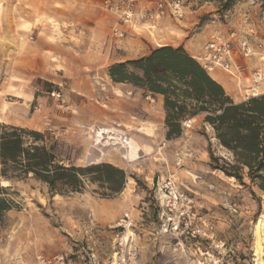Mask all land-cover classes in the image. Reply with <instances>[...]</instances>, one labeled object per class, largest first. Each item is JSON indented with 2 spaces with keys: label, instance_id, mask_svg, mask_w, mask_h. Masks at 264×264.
<instances>
[{
  "label": "rangeland",
  "instance_id": "rangeland-1",
  "mask_svg": "<svg viewBox=\"0 0 264 264\" xmlns=\"http://www.w3.org/2000/svg\"><path fill=\"white\" fill-rule=\"evenodd\" d=\"M204 1L213 4L197 27L225 21L227 11L235 18L251 8L259 17L264 10V0ZM98 16L109 24L106 39L95 38L93 18ZM116 23L102 0H0V122L45 134L66 166L108 163L127 176L122 190L111 195L99 183H88L82 192L53 194L31 175L3 181L11 186L16 207L0 224V264H37L39 255L58 254L83 263L116 264L121 248L127 257L135 254L137 264L181 263L174 251L177 240L159 232L170 178L214 225L213 240L225 243L235 264H264V255L255 254L254 233L264 212V191L247 177L243 185L211 167L210 152L224 158L231 154L204 115L188 118L182 134L168 138L166 111L158 106L164 97L111 79L112 64L140 58V40L139 45L124 44L129 32L140 39L143 31L139 25L118 39ZM151 38L162 42L155 34ZM53 90L60 99L51 96ZM259 92L264 94V82ZM149 117L154 124L143 122ZM95 126L134 136L149 153L129 161L116 149L88 162ZM125 214L129 219L122 222ZM129 230L134 236L125 242L121 237Z\"/></svg>",
  "mask_w": 264,
  "mask_h": 264
},
{
  "label": "trees",
  "instance_id": "trees-1",
  "mask_svg": "<svg viewBox=\"0 0 264 264\" xmlns=\"http://www.w3.org/2000/svg\"><path fill=\"white\" fill-rule=\"evenodd\" d=\"M109 76L164 97L168 138L180 136L188 118L204 115L231 154L224 158L210 152L211 167L243 185L247 177L264 191V94L236 102L183 46L157 47L138 59L112 64ZM29 175L46 183L53 194L82 192L88 183H99L111 195L122 190L127 178L123 169L108 163L66 166L45 134L0 122V224L16 207L11 186L3 181Z\"/></svg>",
  "mask_w": 264,
  "mask_h": 264
},
{
  "label": "built area",
  "instance_id": "built-area-1",
  "mask_svg": "<svg viewBox=\"0 0 264 264\" xmlns=\"http://www.w3.org/2000/svg\"><path fill=\"white\" fill-rule=\"evenodd\" d=\"M190 0H158L143 6L142 0H102L103 8L117 17L113 35L118 39L126 37L127 29L135 30L140 23H153L163 18L181 21L187 14ZM224 14L228 29H214L209 34L202 52L196 57L200 64L210 73L217 69L228 73L237 83L244 101L258 96L264 82V10L260 12L257 22H251L247 14L240 26L234 17ZM258 60L260 66L251 71L248 77L249 64ZM248 80V85L245 84ZM56 99L61 98L57 90L49 92ZM124 135V133H123ZM167 197L164 200L165 211L162 214L160 233L177 240L179 264H235L225 243L213 240L215 227L204 216L200 215L194 200L179 189L175 180L170 178L166 183ZM129 215L125 214L122 222ZM123 224V223H122ZM124 225V224H123ZM211 241L207 246L203 242ZM122 245V244H121ZM120 264H137L136 255L127 257L123 248L119 253ZM37 264H93L83 263L75 256L58 254L53 257L39 255Z\"/></svg>",
  "mask_w": 264,
  "mask_h": 264
},
{
  "label": "crops",
  "instance_id": "crops-1",
  "mask_svg": "<svg viewBox=\"0 0 264 264\" xmlns=\"http://www.w3.org/2000/svg\"><path fill=\"white\" fill-rule=\"evenodd\" d=\"M156 1L158 0H142V5L147 6ZM208 4L212 5L213 3L204 0H190L188 3L187 14L185 18L180 21L181 23H183L184 27H180L177 22L168 17L153 23H140V28L143 30L140 33V39L137 37L135 38L134 36H132V33L129 32L124 45L126 46L127 42H132L139 45L140 40V57L148 54L149 51L152 48H155L157 45H169L174 47L183 46L193 57L196 58L202 52L212 30L221 29L223 31H226L228 29L227 22L229 20L226 19L222 22L211 21V24L206 23L205 25L200 27L196 26L200 20V15L206 8H208ZM216 9H219V7H216ZM247 11L249 13L245 11L246 13L234 18L236 25L240 26L242 19L245 18V14H247L251 22L258 21L256 12H254L252 8L251 10ZM93 19L95 24L92 29L94 30L93 32H97L98 34L95 38L102 39L104 37V39H106L105 35L110 31L109 24H107V21L102 20L103 18L101 19L100 16ZM151 34H155L158 40L162 42H157L155 44L151 38ZM247 63L249 64V69L247 72V76L249 77L251 75V71L253 70L252 66H254V63L260 62L258 60H254ZM209 74L225 88L227 93L235 101L243 100L242 92L239 90V87L237 86L235 80L228 73L223 70L217 69L213 72H210ZM245 84L248 85V80H246ZM159 99L161 100V98ZM145 105V109L150 108V106H147V104ZM158 106H160V108H162L164 111V104H158ZM153 120L154 119L152 117H149V119L143 120V122L154 124ZM165 133L166 129L164 128L162 134Z\"/></svg>",
  "mask_w": 264,
  "mask_h": 264
},
{
  "label": "bare ground",
  "instance_id": "bare-ground-1",
  "mask_svg": "<svg viewBox=\"0 0 264 264\" xmlns=\"http://www.w3.org/2000/svg\"><path fill=\"white\" fill-rule=\"evenodd\" d=\"M259 94V93H258ZM117 129H108L102 126L93 128L92 139L93 143L87 153L88 162L101 161L112 150H118L129 161H134L140 156L148 154L149 148L142 145L134 136L127 135ZM128 133V132H127ZM6 185V182H3ZM129 215V214H127ZM119 225H123L120 223ZM254 233L256 236L255 254L258 256L264 255V212L259 217L255 224ZM134 236L129 230L121 239L128 242ZM116 264H120L118 254H115Z\"/></svg>",
  "mask_w": 264,
  "mask_h": 264
}]
</instances>
